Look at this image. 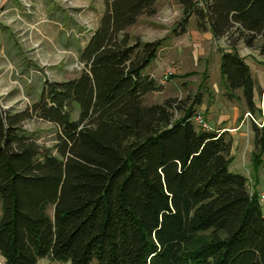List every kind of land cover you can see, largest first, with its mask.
Masks as SVG:
<instances>
[{
	"label": "trees",
	"instance_id": "1",
	"mask_svg": "<svg viewBox=\"0 0 264 264\" xmlns=\"http://www.w3.org/2000/svg\"><path fill=\"white\" fill-rule=\"evenodd\" d=\"M99 25L80 51L78 77L46 85L42 100L0 114V264H264V212L249 178L230 171L228 131L193 121L202 103L147 104L161 83L145 72L162 40L128 28L154 16L158 0H103ZM186 6L215 39L237 37L222 56L228 88L243 90L254 114L256 81L237 48L261 39L264 0H209ZM78 111V118L73 112ZM176 111L181 112L176 116ZM259 115H263L261 108ZM56 127L43 146L24 127ZM253 170L264 164V125L253 123Z\"/></svg>",
	"mask_w": 264,
	"mask_h": 264
},
{
	"label": "rangeland",
	"instance_id": "2",
	"mask_svg": "<svg viewBox=\"0 0 264 264\" xmlns=\"http://www.w3.org/2000/svg\"><path fill=\"white\" fill-rule=\"evenodd\" d=\"M193 1H197L200 8H205L209 2ZM104 8L103 0H0V114L21 111L39 103L50 82L79 76L84 68L80 51L96 29ZM157 8L156 15H143L128 28L133 36L143 41H163L156 58L145 68V72L158 79L162 87L148 94L145 102L162 103L174 98L188 106L197 93L202 95L200 106L204 108L215 100L217 107L219 99L224 97L240 101L243 90H230L221 72L222 56L233 51L230 44L237 33L233 31L229 38L211 40L200 28L196 14L189 17L187 31L182 33L181 22L186 16L182 0H158ZM260 43L261 39H258L254 47H248L240 41L237 50L245 58L249 52L256 54L259 57L256 63L264 68ZM200 46L205 51L199 50ZM173 66L177 71L162 83L165 72ZM262 101L263 98L261 104ZM244 103V110L248 109L245 100ZM180 114L176 111L177 117ZM73 117L78 118L77 110ZM24 127L43 146L56 143L53 124L35 117L27 120ZM252 159L253 156H242L240 150L236 151L230 171L247 176L250 190L261 192L264 190V164L257 179ZM262 209L264 212V203ZM1 216L0 202V221ZM92 264H97L96 260Z\"/></svg>",
	"mask_w": 264,
	"mask_h": 264
},
{
	"label": "crops",
	"instance_id": "3",
	"mask_svg": "<svg viewBox=\"0 0 264 264\" xmlns=\"http://www.w3.org/2000/svg\"><path fill=\"white\" fill-rule=\"evenodd\" d=\"M205 34L211 40L215 38L210 30L205 31ZM214 40L217 41V39ZM198 49L201 51H205L203 47H201V49L200 48ZM244 50L246 51L247 49L244 48ZM245 51H243V53ZM247 56L249 58L248 57L246 58L244 57V58L246 62L250 65L252 75L256 81L254 100L258 110L254 113V115L260 118L261 115L258 114V111L260 109L261 99L263 98L264 101V68H262L260 65L256 63V60L259 59V57L256 54L249 52L247 53ZM260 61L263 62V59ZM163 69L164 67H162V72ZM211 101L212 100H210V102ZM215 102L216 100L211 102L212 104H210L207 108H204L203 106H199L198 110L204 113V117L206 118V120L213 129H218L221 132L228 131L230 133V135L233 138L234 155L236 151L240 150L242 156L243 155L253 156V152L255 151V142H254L255 133L253 130V124L249 121V119L246 118V112L249 110L247 108L244 110L245 108L244 99L240 97V101L235 102L234 100H230L225 97L220 98L217 107L215 105L217 103ZM57 263L71 264L70 262H65V263L57 262L51 259L50 257H44L40 259V264H57Z\"/></svg>",
	"mask_w": 264,
	"mask_h": 264
},
{
	"label": "built area",
	"instance_id": "4",
	"mask_svg": "<svg viewBox=\"0 0 264 264\" xmlns=\"http://www.w3.org/2000/svg\"><path fill=\"white\" fill-rule=\"evenodd\" d=\"M177 71V68L175 66L169 68L167 70V72H165V75L163 76V79L161 80L162 83H165L166 80L175 72ZM261 111L263 112V115L260 118L255 117L254 114H252L250 111L246 112V118L249 120H252L253 123L257 124L258 126L262 127L264 125V102L262 101L261 104ZM193 121L201 126L204 129H212V127L210 126V124L208 123V121L205 119L204 117V113L203 112H198L194 117H193ZM259 200L260 203H264V190L259 192Z\"/></svg>",
	"mask_w": 264,
	"mask_h": 264
}]
</instances>
